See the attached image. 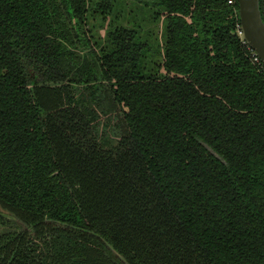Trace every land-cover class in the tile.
Returning <instances> with one entry per match:
<instances>
[{
	"label": "trees",
	"instance_id": "obj_1",
	"mask_svg": "<svg viewBox=\"0 0 264 264\" xmlns=\"http://www.w3.org/2000/svg\"><path fill=\"white\" fill-rule=\"evenodd\" d=\"M136 2L0 0V264H264L237 5Z\"/></svg>",
	"mask_w": 264,
	"mask_h": 264
},
{
	"label": "water",
	"instance_id": "obj_2",
	"mask_svg": "<svg viewBox=\"0 0 264 264\" xmlns=\"http://www.w3.org/2000/svg\"><path fill=\"white\" fill-rule=\"evenodd\" d=\"M242 36L264 67V22L258 0H235Z\"/></svg>",
	"mask_w": 264,
	"mask_h": 264
},
{
	"label": "rangeland",
	"instance_id": "obj_3",
	"mask_svg": "<svg viewBox=\"0 0 264 264\" xmlns=\"http://www.w3.org/2000/svg\"><path fill=\"white\" fill-rule=\"evenodd\" d=\"M127 2L129 3V8H131L133 10V13H135L136 15H139L140 12H138V10H136V8L138 7V2H136V0H127ZM0 210H2V209H0ZM7 217L6 218L8 220H6V222L0 223V231L22 230V229L27 228V224L25 222H22L18 219H15L11 216H7Z\"/></svg>",
	"mask_w": 264,
	"mask_h": 264
},
{
	"label": "built area",
	"instance_id": "obj_4",
	"mask_svg": "<svg viewBox=\"0 0 264 264\" xmlns=\"http://www.w3.org/2000/svg\"><path fill=\"white\" fill-rule=\"evenodd\" d=\"M233 2H235V0H227V3H233ZM236 32L243 39V41L245 42V40H244V38L242 36V32H241L240 26H239V21H238V24H237ZM245 44H246V42H245ZM247 47L249 48L248 45H247ZM251 51H252V49H251ZM252 59L255 60V61L260 62L259 59L257 58V56L254 54L253 51H252Z\"/></svg>",
	"mask_w": 264,
	"mask_h": 264
}]
</instances>
